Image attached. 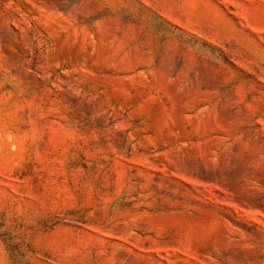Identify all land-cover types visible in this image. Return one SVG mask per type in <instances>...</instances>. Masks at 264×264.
<instances>
[{"label": "rangeland", "instance_id": "374dc122", "mask_svg": "<svg viewBox=\"0 0 264 264\" xmlns=\"http://www.w3.org/2000/svg\"><path fill=\"white\" fill-rule=\"evenodd\" d=\"M0 264H264V0H0Z\"/></svg>", "mask_w": 264, "mask_h": 264}]
</instances>
